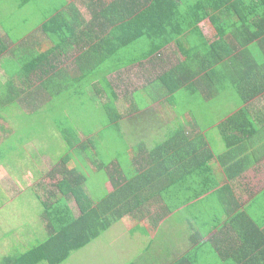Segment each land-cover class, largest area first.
Wrapping results in <instances>:
<instances>
[{"label": "trees", "instance_id": "trees-1", "mask_svg": "<svg viewBox=\"0 0 264 264\" xmlns=\"http://www.w3.org/2000/svg\"><path fill=\"white\" fill-rule=\"evenodd\" d=\"M59 1L23 43L0 35V59L7 66L16 63L10 71L3 66L7 80L0 87V167L21 169L17 157L31 143L28 129L5 121L15 107L21 114L37 115L43 104L57 105L50 112L58 114L56 131L67 146L53 152L54 168L47 175L42 155L50 156L48 151L35 155L24 171L46 180L34 190L41 205L36 215L47 238L31 249L20 248L21 253L5 257L2 264H64L120 222L124 230L146 239L142 262L136 264L148 257L158 264H264V188L258 194L248 190L251 200L245 204L237 193L244 173L253 167L249 143L264 136V115L260 122V114L255 117L249 109L256 97L264 98L258 92L264 89V0H113L110 5L98 0L96 7L88 5V20L70 0ZM133 2L142 5L129 6L123 16L122 3ZM205 21L213 27L210 38L200 28ZM107 32L123 38L108 54L106 44L114 40L102 37ZM172 45L179 56L176 63L168 62L166 71L150 74L146 87L160 84L162 91L150 98L167 108L174 98L190 103L177 112L171 107L170 118L190 113L197 123H210L207 129L219 128L220 134L204 132L209 144L203 136L191 139L179 127L161 132L154 145L146 127L145 141L124 130L128 114L119 106L117 87L107 81L113 68L106 64L121 65L123 48H128L131 65L164 60ZM97 82L101 98L92 97L88 88ZM75 97L87 103L108 98L100 102L108 114L94 134L98 138L117 130L127 140L125 152L118 146L110 158L92 135L72 129V117L60 113L66 104L74 107ZM34 104L36 109L25 110ZM110 142L119 145L113 136ZM22 159L25 166L29 160L26 155ZM96 173L105 178L99 187ZM43 190L48 200H41ZM177 214L184 215L189 230H179L182 235L174 239L176 233L165 225ZM182 237L193 246L185 253L172 245Z\"/></svg>", "mask_w": 264, "mask_h": 264}, {"label": "rangeland", "instance_id": "rangeland-1", "mask_svg": "<svg viewBox=\"0 0 264 264\" xmlns=\"http://www.w3.org/2000/svg\"><path fill=\"white\" fill-rule=\"evenodd\" d=\"M23 2L24 0H0V35L4 33L10 40L21 39L20 44L24 42L23 38L34 32L37 27L54 12L55 6L58 7L60 3L59 0H28L27 2H24V5L22 6ZM81 12L88 20L85 12L83 10H81ZM206 27H209L212 32V26L209 21L206 22ZM133 49L134 48H131V50ZM6 58H10L9 54ZM3 59H0V87H3L7 80V76L3 71V66L7 67V71H10L16 66V63H9L7 66V64H4L5 61ZM138 74L140 75L141 73ZM138 74H131L133 75V87L141 85V83L138 84L140 81L137 80ZM159 85L155 84L153 87L150 85L144 90L136 92L132 99L136 103L144 104L151 95L152 97L155 95L160 96L162 91L160 90ZM116 87L118 93L121 95L119 106L120 108L123 107L125 109H122V111H126L127 99L124 97V93H122L124 90L121 89L120 86H115V88ZM98 90L99 87L89 88L92 97L96 96L101 98ZM155 91H157V93H153ZM104 98L105 100H90V103H87L83 99L75 97L72 99L75 108L66 104V106L62 108L63 111L60 115L63 118L72 117L69 121L72 129L79 133L82 131V133H85L89 137L92 135L90 138L96 140L100 145L99 148L101 151L108 153L110 158H113L111 154L116 151L118 146H120L125 152L127 140L123 136H120V133L117 130H112L109 134L104 133L105 137L104 135H100L98 138L95 136L94 131H96V133L98 132L96 126L108 114V109H106L105 106L102 107V104L100 103L108 100L107 97ZM159 105L165 110V115L172 113L167 110L163 104L159 103ZM169 105H171L175 112L178 110L181 111L187 107L186 104L182 105V101L179 100V98L178 100L174 98ZM55 106L57 105L43 104L42 108L38 110L39 112L37 111L39 113L37 115H31L29 113L21 114L22 111H19L20 109H16L15 107L9 112L10 118L6 120L3 117L7 124L15 123L16 127H24L25 129H28L29 131H27V134H31L32 139L30 141L31 143L24 145L22 148L21 155H26L29 160V162L25 163V166L20 165L21 162H25V159H22V156L19 154L17 157V164L19 167L17 168L21 169L10 172L4 167H0V199L2 197V201H0V264H2L5 257L9 255H17L22 251L31 249L34 246H37L40 243V240L47 238V231L44 228L42 220L36 215V209L40 208L41 205L34 190V188H39L40 184H43L44 182L46 183V180L40 177L36 178L31 171L25 176L24 171L29 167L28 164L34 161L35 155L39 156L38 154L42 151H48L51 152L50 156L47 154L42 155V163H44L42 168L45 170V175H47V173L54 168V159L51 156L53 155V152L66 151L65 149L67 146L61 136L57 133L55 127V117L58 114L50 112V110L55 109ZM36 108L37 105L34 104L31 105V107H27L25 110L30 112L32 109ZM59 110H61V108L58 107L57 111ZM12 116L15 117L12 118ZM162 118L163 117H161V119ZM173 118H175V116ZM32 126L35 127L34 130ZM123 127L126 133H131L127 121L124 122ZM159 131L160 127L156 129L155 125L148 129V132L151 134L158 133ZM110 136H113L119 145L112 144L110 142ZM81 137L82 139H85L83 135H81ZM133 138L134 137H132V139ZM123 156L127 159V154ZM127 161L129 160L127 159ZM74 165L75 164H73V167H75ZM95 177L96 181L94 183L99 187L101 183L104 182L105 178L97 173L95 174ZM17 178H20L21 180ZM108 187L111 189L110 184ZM40 197L41 200H48L47 192L43 190ZM73 208L75 212L79 213L78 208L74 204ZM190 213L198 214L199 212L190 211ZM120 223L114 224L109 231L102 234L95 242L85 249L73 254V256L64 264H136L142 262L141 257L143 250H145L146 247L144 244L146 239L143 240V237L137 238L136 233L131 234L129 231L124 230L123 224ZM126 223L130 225V221H126ZM169 226L170 228H173L176 233V230H178V233L179 230H189L187 221L184 219V215L181 214L175 215L173 220L165 225V228H169ZM164 233L165 235L169 234V232L166 231H164ZM20 248L22 251H20Z\"/></svg>", "mask_w": 264, "mask_h": 264}, {"label": "crops", "instance_id": "crops-1", "mask_svg": "<svg viewBox=\"0 0 264 264\" xmlns=\"http://www.w3.org/2000/svg\"><path fill=\"white\" fill-rule=\"evenodd\" d=\"M73 4V6H76V8L83 10L85 12V14L87 15V10H88V5L89 6H94L96 7L97 4L99 2H97L98 0H70ZM101 2L104 0H100ZM113 0H108V3L110 5V3ZM70 2V3H71ZM86 4V5H84ZM124 5V6H123ZM135 6V7H140L142 5V2H140V4L138 3H130L128 5V3H122L121 7L123 10V8H125L124 11H121V14L123 16H125L126 14H128V7L129 6ZM143 8V7H142ZM87 17H89V15H87ZM206 22H202L200 25V28L202 30V32L204 33L205 37L210 38L212 37L213 34V28L212 32L210 30L209 27H206ZM102 37H105L107 39V41H113V45H111V42H108L106 44V54L109 53V51H111L114 48H119V46H117V44L115 42L117 41H123L122 39H116L118 36H116V38L113 37L112 34H110L109 32H107L106 35H102ZM111 39V40H110ZM116 39V40H115ZM124 46V45H122ZM134 46H139V42L136 43ZM128 48H123L121 49V52H124V59H121L122 64H117V63H112L109 62L108 64H106V66L108 65L111 68L112 71L111 73H109V75L107 76V81L110 82L111 84H113L114 86H120L121 89H123L124 91L122 93H124V97L127 99V116L125 118V122L127 121L129 123V127H130V131L131 133L129 134V136L134 137V140H144L142 137L144 135H142V129L144 127H146L147 129H150L153 127V125H155V127H159L160 125V129L162 127V130L158 133H154L152 134L153 137V143L152 145H154L159 138V135L161 134H165L163 133L166 130H170V129H175L177 127H179L181 129V131L183 130V132L185 134H190L193 135V137H191V139H198L200 136H203L206 141L211 142L210 139L207 137V135L204 133L207 130V127L209 126L210 123H197V120L195 119V116L191 115L190 113H186L187 115L183 114L181 117L175 116V121L172 120L170 117L173 116V112L170 114H166L165 115V110L163 108L160 107L159 102L157 103H153L152 99L149 98L144 104L142 108H139L137 110H132L131 106L136 105L137 103L132 99L133 94L137 91L140 90H144L146 88V83L147 80L151 79L150 74L154 75L156 72H161V71H166V69L170 66V64L168 62H172V63H176V61H173L174 58H177L178 53L176 52V48L174 45L168 47L164 53L163 56H166V58L164 60L162 59H155L152 60L151 62H144L142 65H131L130 62H128L126 59L128 58V53L127 51ZM177 53V54H176ZM102 54H105L104 52H102ZM162 60V61H160ZM156 62V63H155ZM119 63V62H118ZM160 63V64H158ZM96 66V65H93ZM102 71V69L100 70V72ZM98 72V73H100ZM133 73H141L140 75H137V80H140L138 82V84L141 83L140 86L137 87H133L134 82H133V78L131 74ZM104 77V76H102ZM93 84V83H92ZM99 84V82L94 83L93 85L89 86L88 88H94L97 87V85ZM259 94L264 95V89H262L261 91H258ZM125 94L128 95L125 96ZM191 101V100H190ZM250 110H251V114L253 116H257L258 114H260V117H256L258 119H260L261 122V116L264 115V98H258L256 97V99H254L251 103H250ZM187 107L190 105V103L186 104ZM167 110H171V107H165ZM129 110V111H128ZM161 117H163L161 119ZM158 124V125H157ZM261 125H263L261 123ZM217 131V133H219V128H215L212 129V131ZM210 130V132H212ZM161 134V135H162ZM220 134V133H219ZM262 138L260 141H257V138L255 140V142H251L249 143V149L248 154H252L253 153V157L252 160L253 161V167H250L247 172L244 173L243 177H244V181L243 179L242 181V185L241 187L237 188V193L239 195V197H241V202L242 204H245L247 202H249L251 200V195H250V191H254V194H258L259 190H261L262 188H264V160H261L260 163L257 162V158L256 155H258V158L263 159L264 158V136L263 134L258 138L260 139ZM145 141V140H144ZM245 146V145H244ZM257 164H261V166H256ZM249 190V192H248ZM245 191V193H244ZM256 191V192H255ZM219 202L221 203V200L218 199ZM247 200V201H246ZM223 205V204H222ZM228 206V205H227ZM171 231L175 232L173 228H170ZM177 233L175 234L174 239H178L177 234H178V230H176ZM185 237H187V235H185ZM185 239H179L177 242L174 241L175 243L173 245L174 248H178L180 249L182 252H187L189 251L191 248H193V246H191L187 241H184ZM184 241V242H183ZM145 263H141V264H158L155 262H150L149 257L144 259Z\"/></svg>", "mask_w": 264, "mask_h": 264}]
</instances>
